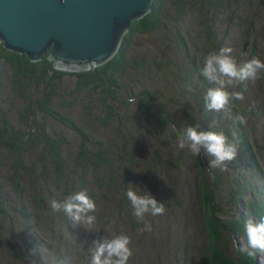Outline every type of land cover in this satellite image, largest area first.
Wrapping results in <instances>:
<instances>
[{
    "label": "rangeland",
    "instance_id": "obj_1",
    "mask_svg": "<svg viewBox=\"0 0 264 264\" xmlns=\"http://www.w3.org/2000/svg\"><path fill=\"white\" fill-rule=\"evenodd\" d=\"M159 1L166 8L163 10L166 22L158 31L161 36L158 43L151 40L153 36L135 34L132 45L127 49L130 64L122 69L119 78V84L124 86L126 93L150 90L157 112L163 111L168 115L169 120L157 130L159 139L151 138L143 147L138 143L142 136L129 134V125L142 115L138 97L132 99V106H136H131L135 118L123 115V121L127 123L120 125L119 120H110V125H106L108 123L101 120V116L102 112L110 116V108L103 104L102 98H94L86 90H77V75L64 77L61 82L64 96L49 98L45 104L47 109L56 111V116L41 110L36 115L38 124L52 131H62L70 139L65 143L67 164L61 180L51 176L55 175L54 165L53 168L49 165L46 167L48 179L40 176L41 166L32 167L31 163L38 164L37 159L33 158L25 162L28 163L26 168L29 174H24V178L18 180L22 190L15 191L12 179L15 155L6 146H0V264H90L89 244L94 238L112 231L123 232L130 238L132 255L128 264H201L206 253L207 234L212 237V233H217L213 237L215 241L216 236L221 235L224 249L226 246L237 256L238 248L232 244V239L235 238L239 244L243 233L237 237L231 233L224 234L223 238L219 228L216 232L209 228L207 216L211 214L202 210L201 176L192 167L195 158L189 149L178 148L177 139L185 126L193 125L185 115L190 108L192 116L197 119L196 123L202 126V116L206 115L203 128L211 125L213 130L223 131L230 143L237 144L236 158L227 162L223 171L208 167L211 157L203 150L200 153L206 164L208 188L213 187V180L218 184L215 199L221 207L218 216L223 221L237 217L242 211L246 213L248 202L245 198L238 199L241 178L249 189L248 199L264 192L259 172L247 162L246 153L235 142L238 130L232 127L236 125L241 130L242 141L248 140L252 145L259 146L256 147L257 153L260 150L262 157L258 156L264 166V75L236 84L232 90L242 92L243 98L231 101L219 112L204 108V93L213 85L200 75V68L210 51L224 46H231L233 54L241 61H246L253 53L264 60V0H190L182 11L173 9L175 0ZM130 30L128 26L126 32ZM125 33L111 57L93 68L83 70L95 69L116 55ZM136 59L142 60L143 64L138 65ZM3 62L10 68L6 61ZM8 68L2 74L10 78L11 70ZM33 98H39V95L35 94ZM121 98V101L110 102L113 111L130 113L123 110L125 105L122 101L125 102V99L123 96ZM26 105L22 98L2 94L0 127L11 126L14 132L23 131L25 126L19 112ZM94 109L100 114L99 120ZM74 119L94 139L70 129L69 126L73 125L67 123H73ZM96 124L103 127L101 134L106 133L100 135L102 141L110 135L121 141L122 145L111 148L114 155L126 156L128 148L127 166L124 162L116 161L112 154L111 166L115 170L111 173L90 164L95 158L89 149L83 147V141L100 149L95 140L99 136L93 133ZM139 132L143 134L141 129ZM131 148L135 149L132 157ZM134 160L139 164L136 168L131 163ZM165 162L172 164L169 167L160 164ZM147 163L150 167H142ZM234 163L239 165L233 167ZM138 168L147 174L143 179L136 177L134 171ZM31 173L32 179L29 178ZM96 177L98 180L94 182ZM83 180H86L85 184ZM130 181L146 185L163 202L164 211L156 216L145 213L142 217H136L125 195ZM81 190H86L96 202L93 213L96 217L95 232L73 225L63 211L53 212L49 206L50 200H61L69 193ZM146 223L151 225V231H142ZM255 261L256 264H264V255L258 253Z\"/></svg>",
    "mask_w": 264,
    "mask_h": 264
},
{
    "label": "trees",
    "instance_id": "obj_2",
    "mask_svg": "<svg viewBox=\"0 0 264 264\" xmlns=\"http://www.w3.org/2000/svg\"><path fill=\"white\" fill-rule=\"evenodd\" d=\"M189 3L190 0H175L173 3V9L176 11H182L187 5H189ZM163 7V4L159 0H154L151 11L138 19L132 20L130 23L131 30L125 33L119 51L116 55L95 69L82 70L78 72L61 70L56 68L53 63L54 61L49 58V51L40 60H32L27 54H20L7 49L4 46V43L0 40V97L2 94L12 95L17 98H22V100L27 103V105L23 106V109L19 112L20 119L23 121L25 126L22 128L23 131L14 132L12 130L14 127L11 126L0 127V146H6L8 150L15 155L14 158L16 159L12 164V179L15 191L22 190L19 186L18 180L19 178L23 179L24 174H29L26 168L28 163L26 164L25 162L27 160H32L33 158L37 159L38 164L31 163L32 167L41 166L42 169L40 168L39 174L40 176L44 175V179H48L49 176V173H46L47 165L52 168L54 165L55 175L51 174L53 178L61 180V177H63V172L67 164L65 143H68L70 139L62 131H52L49 128L44 127L42 124H38L36 115L38 110H41L46 114L56 116V111L53 109H47L45 104L49 98L52 100L56 96H64V87L61 82L63 78L68 77V75H77L79 77V88H77V90L89 91L91 96L94 98L101 97L104 101L103 104L110 108V116H106L105 112H102L101 116V120L108 123H104L106 125H110V120H119L121 122L120 125L127 123L123 121V115L124 117L135 118V113L133 112L131 106L133 102L132 99L138 97V105L142 115L139 119H135L134 124L129 125V130H131L129 134L133 135L137 133V137L142 136L139 137L140 140L138 143L143 147L147 146V142H149L151 138L159 139L157 136L160 134L157 133V130L158 128H162L161 126H164L169 120L168 115L163 113V111L157 112L156 106L154 107L152 93L150 90H142L138 93L136 90H131V93H129V91L126 93L124 86L119 84V78L121 77L122 69L125 68L126 65L130 64L129 58L127 57V52L129 50L127 49L132 45V39L135 34L153 36L151 38L154 39L151 40L158 43V38L161 37L159 36L158 31L162 30V25L164 21L166 22L163 14V10L166 8ZM253 57H255V53L247 57L246 60H250ZM3 61H6L10 65V68L5 66ZM135 61L138 65L143 64L142 60L136 59ZM172 63L175 64V61ZM5 68L11 70L10 78L2 74L6 71ZM45 92L47 96H45ZM35 94H38L39 98L34 99L33 95ZM121 96H123L126 102L122 101L125 105L123 110H129L130 113L122 114L121 112L117 113L113 111V107L110 102L121 101ZM125 96H128L130 99H127ZM189 110H186L185 112L186 117H188V121L193 125L197 124V119L192 116V112ZM94 111L96 113L97 120H99L100 114L98 110L94 109ZM189 113L191 116H189ZM202 117L203 119H201V124L202 127H204V117L206 118V115ZM72 122L73 123H67V125H73V127H71V125L69 126L70 129L78 130L81 134L93 138V136L87 132L85 127L80 124L78 120L74 119ZM95 126L96 131H93V133L96 136H99V138L95 140L98 142L100 149L91 147L88 143H86V141H83V147L89 149L95 158L90 164H94L99 168H103L102 170L107 173H111L115 170L111 166V154L114 156L116 161L126 163L128 158V148L124 146L126 148V156L120 157L114 155L111 148L122 145L121 141L118 138L113 139L112 135L105 138V141H102V136L100 135L106 133L101 134V131L103 130L102 126L98 124ZM235 126H232L234 129L238 130V137L235 138V142L240 144L241 149L246 153L247 158L249 159L247 162L257 169L259 176L261 177V181L264 184V166L261 164L258 154L260 157H262V155L260 150L257 153V148H259V146H256V144L255 146L252 145L250 141L246 139V141H242L240 137L242 136V132L237 126ZM135 128H137V130ZM118 129L120 130L119 127ZM140 129L143 131V134L139 132ZM243 135L245 136L244 131ZM17 136L20 138H17ZM131 151L132 157L135 153V149L131 148ZM34 155H36V157H34ZM191 155L194 156L192 153ZM194 158L195 163L192 164V167L195 171L198 170L201 176L199 178L202 181L200 186V192L202 193V197L204 199L201 203L202 210L205 209L206 212H210L211 214V216H207L209 228L215 232L218 230L217 228H219L223 234V238H225L226 234L229 233L236 237L241 236L243 233V222L245 220L249 218L258 219L260 216H264V192L255 194L253 198L248 199L247 192H249V189L243 182V178H241L237 192L239 193L238 199L245 198L248 202V205H246L245 208L246 213L242 211L237 217H232V219L229 218L226 221H223V219H220L218 216V213L221 211V207L217 204L215 199V189L218 188V184L213 180V187L208 188L206 184L207 179L205 177L206 164L204 163L201 154L194 156ZM131 163L135 166V168L139 165L137 160L131 161ZM132 164L129 165L133 166ZM160 164L165 167H169L172 162ZM81 165L84 166V163L81 162ZM124 165L127 166V163ZM236 165H239V163H234L233 167ZM142 167L146 168L150 166H148L147 163ZM137 171H140V168H138ZM134 172L136 177L141 179L147 175L145 173ZM32 175L33 173L29 175V178L32 179ZM97 178L98 177H96L93 181L96 182L98 180ZM83 183L85 184L86 180H83ZM239 211L240 210H238V212ZM214 234L216 235L217 233H212V237L207 234L208 240L210 239V243L206 240V253L204 258L201 260V264H240L241 262L256 264V261L253 258L239 252L238 249L237 256L227 250L226 246L224 249V240H222L221 235H218V237L216 236L215 241L213 240Z\"/></svg>",
    "mask_w": 264,
    "mask_h": 264
},
{
    "label": "clouds",
    "instance_id": "obj_3",
    "mask_svg": "<svg viewBox=\"0 0 264 264\" xmlns=\"http://www.w3.org/2000/svg\"><path fill=\"white\" fill-rule=\"evenodd\" d=\"M200 75L213 85L204 93V108L219 112L231 101L243 98L242 92L232 90L236 84L264 75V60L253 57L241 61L233 54L231 46H224L206 56ZM177 146L180 149H189L194 156H198L203 150L211 157L208 167L219 168L221 171L226 169L227 162L234 160L238 153L237 144L230 143L223 131L213 130L211 125L205 129L199 123L183 128L178 136ZM125 195L136 217H142L145 213L156 216L164 211L163 202L146 185L141 186L130 181ZM49 206L53 212L63 211L73 225H79L85 231H96V217L93 213L97 206L86 190L69 193L61 200L52 199ZM145 230L151 231V225L146 223L142 231ZM232 244L239 252L254 260L258 253L264 255V216L245 220L239 244L235 238L232 239ZM129 245L130 238L123 232L112 231L108 235L96 237L89 244L90 264H128L132 255Z\"/></svg>",
    "mask_w": 264,
    "mask_h": 264
},
{
    "label": "water",
    "instance_id": "obj_4",
    "mask_svg": "<svg viewBox=\"0 0 264 264\" xmlns=\"http://www.w3.org/2000/svg\"><path fill=\"white\" fill-rule=\"evenodd\" d=\"M153 0H0V40L39 60L49 51L56 68L95 67L117 50L134 19Z\"/></svg>",
    "mask_w": 264,
    "mask_h": 264
},
{
    "label": "bare ground",
    "instance_id": "obj_5",
    "mask_svg": "<svg viewBox=\"0 0 264 264\" xmlns=\"http://www.w3.org/2000/svg\"><path fill=\"white\" fill-rule=\"evenodd\" d=\"M125 32H126V31H125ZM125 32H124V33H125ZM124 33H123V34H124Z\"/></svg>",
    "mask_w": 264,
    "mask_h": 264
}]
</instances>
